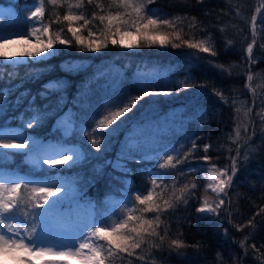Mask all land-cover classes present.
<instances>
[{"label":"trees","instance_id":"16d2710c","mask_svg":"<svg viewBox=\"0 0 264 264\" xmlns=\"http://www.w3.org/2000/svg\"><path fill=\"white\" fill-rule=\"evenodd\" d=\"M27 2L14 1L17 6ZM43 3V22L49 24V34L72 40V46H57L55 54L43 62L52 71L27 84L29 99L18 107L12 106V97L3 91L9 76H15V83L20 81L24 67L11 73L0 66V100L3 101L0 127L19 125L48 133L53 120L70 106L75 122L87 128L80 142L89 155V161L74 171L85 193L93 199L97 214L107 210L110 219L116 218L114 223L124 219L125 214L155 221L156 212H143L147 205L136 203L134 197L138 192L147 195L152 190L155 202L161 207H165L164 199L172 197L174 206L159 214L157 235H146L140 248L131 250V256L119 254L114 264H264V0H153L148 5V9L154 7L157 16L174 21V27L161 29L180 35V41L173 37L171 43L206 40L213 46L215 55L183 44L175 49L171 43L164 47L157 43L150 47L123 48L118 41L113 46L110 40L100 51H81L67 31V23L56 20L67 11V5L63 0L59 5L49 4L48 0ZM97 4L103 5L105 13L115 10L109 8L111 0H94L93 4L84 0L83 8L73 11L83 12L91 19L94 12H100ZM89 31L94 33L92 37L88 36ZM79 35L86 41L105 38L98 20ZM140 43L143 45V41ZM248 44L253 45L251 63L246 52ZM145 65L166 68L169 81L164 83L170 94L140 101L127 114L128 124L113 134L105 147L101 138L103 129L92 131L99 123L97 120L93 123L92 116L103 118L107 114L100 106L118 89L122 98L129 93L137 94L140 88L137 75L142 74ZM249 75L252 80L248 79ZM48 77L62 79V86L49 91L44 85ZM161 86L155 90L165 91ZM45 111L41 126L27 127L28 121ZM91 136L99 139L98 147L102 151L92 147ZM125 138L131 140L130 152L136 149L131 153L134 155H139V146L152 141L176 147L181 158L189 153L187 161L181 164H175L176 153H173L175 166L166 165V178L158 181L161 187L167 186L163 193L160 187L152 185L146 161H128L130 171L126 173L113 171L105 164L107 157L115 156L120 141ZM205 145H209L207 152ZM205 155L210 157L207 162L201 159ZM233 157L237 158V173L220 198L224 204L214 212H197L205 200L215 196L205 188L200 173L189 169L205 162L231 175ZM165 160L166 156L160 155L153 166L159 167ZM185 186L188 192L176 201L175 196ZM127 196L130 199L123 201ZM28 210L21 208L17 214L23 218ZM139 222V219L130 221L129 225L138 226ZM173 241L184 246L176 248Z\"/></svg>","mask_w":264,"mask_h":264},{"label":"snow or ice","instance_id":"6c2138e0","mask_svg":"<svg viewBox=\"0 0 264 264\" xmlns=\"http://www.w3.org/2000/svg\"><path fill=\"white\" fill-rule=\"evenodd\" d=\"M67 5V11L61 16H57L56 20L62 19L67 23V31L72 34V39L81 51H100L108 46V41L115 46L117 44L116 36L122 37L119 44L123 48H133L141 46H152L159 43L161 47L171 43L174 37L176 41H180L181 37L178 33H165L161 31L162 27H174V21L157 16L148 9V5L153 0H111L109 8L114 7V11L105 13L103 5L97 4L100 12H94L91 19L87 18L83 12H74L73 9H81L84 6V0H63ZM49 4L59 5L60 0H48ZM88 4H93L94 0H87ZM13 13H9L11 16ZM44 3L40 2V6L35 7L27 16L28 21H32L31 32H7L0 28V57H5L9 62L15 60L16 57L29 58L31 60L43 61L54 55L57 46H72V40L62 38L59 34L51 35L49 24L43 23ZM179 19V18H176ZM255 22L256 17L253 16ZM98 20L103 25L104 40H85L79 35L81 30L86 26ZM56 21H53L55 23ZM82 22V23H81ZM37 23L41 27H36ZM255 31V29H253ZM47 35L46 40L41 38L40 34ZM94 33L88 32V36L92 37ZM135 36L136 41L125 43L123 37ZM16 37V38H13ZM35 37V43H31ZM143 41V45L140 43ZM28 45L27 49L15 53L12 57H8L6 49L13 45ZM186 45L189 49L198 50L201 53L215 55V50L211 43L206 40L198 42L181 41V43H171L172 48H179ZM248 53V62H254L253 45L248 44L246 49ZM249 80L252 76L249 75ZM55 89H59V82H53ZM196 85H185V87ZM203 87V85H200ZM167 91H157L151 89V86L142 84L137 94H127L122 98V91L118 89L110 96L106 97V103L100 107L107 110V114L103 118L96 115L92 116L93 123L99 120L93 132L99 128L103 129L102 139L107 143L110 142L113 134L118 133L122 126L128 124L127 114L146 97L155 95H169ZM218 94V93H217ZM3 110V101L0 100V111ZM247 115V114H245ZM46 116L39 113L32 120L27 122L28 128L34 125L41 126V120ZM264 119V117H262ZM65 130L67 128L65 127ZM131 131V126H129ZM75 134L73 130L72 135ZM239 134V133H237ZM67 143V141H65ZM92 147L97 152L102 151L98 147V140L91 139ZM193 149L196 148L193 142ZM209 145L204 146L207 152ZM156 150L153 149V152ZM173 152L176 150L173 149ZM191 151V150H190ZM4 155L29 157L34 167L43 169L47 174L43 180L29 179L27 176H17L15 179L8 178L3 172H0V252L15 250L19 253L17 264H34V261H42L43 258L49 257L47 264H57L60 261L75 259L77 264H114V261L121 253L132 255L133 249L141 247L145 236H155L156 227H159L160 213L173 207L172 197L163 200L165 207H161L154 199L153 191L149 190L147 195H141L139 192L135 195V201L138 205H147L142 209L143 212H156L155 221L146 220L142 217L138 218L134 214H125V218L109 225L105 221H99L93 218L91 223L81 222L82 214L88 213L91 209L90 202L82 201V196L72 186L71 182L60 180L58 177L64 175L66 171H70L77 166V162L81 159V154L72 150L65 149L63 144H47L43 142L37 143L30 136L24 134H15L10 131L0 130V158ZM148 153L143 155L129 154L125 156L123 153L118 156V161L133 160L143 163ZM157 159L160 155L166 156L164 163L158 166L164 169L166 165H172L174 155L169 152L156 153ZM189 153H185L181 158L176 153L175 164H181L187 161ZM207 162L210 157L205 155L201 158ZM67 166L55 168H45V166ZM3 166L0 165V168ZM121 171H130L121 168ZM190 168L189 171H196ZM237 173V158H232L231 175L227 171L220 172L225 179L219 182L218 189L213 188V192H223L225 187L230 185ZM161 174H157L156 178L151 180L153 186L160 187L161 193L166 190V185L161 187L158 183ZM196 185L193 184L194 188ZM180 195L175 196V200L179 201L188 192L187 186L179 190ZM224 204L221 199L215 205V208L205 200L204 204L197 208V212H214ZM67 206V209H66ZM21 208H28L29 211L21 219L17 213ZM66 209V210H65ZM264 211V210H262ZM139 219L138 226H130V221ZM98 241H104L100 244ZM176 248L184 245L173 241ZM106 245V246H105Z\"/></svg>","mask_w":264,"mask_h":264},{"label":"rangeland","instance_id":"374dc122","mask_svg":"<svg viewBox=\"0 0 264 264\" xmlns=\"http://www.w3.org/2000/svg\"><path fill=\"white\" fill-rule=\"evenodd\" d=\"M14 1L15 0H4L0 2V28L5 30V34H7V32H15V31L31 32L32 31L31 25L33 22L28 21L27 16L30 14V11L35 9V7L40 6L41 0H29L28 3H25L24 5L19 7V9L15 6ZM149 10L156 14V10L154 9V7H149ZM10 12L13 13L11 16L9 15ZM35 26L41 27V24L37 23ZM40 35L41 38L44 40L48 38L47 35H44L42 33ZM121 38L122 37L120 36L115 37V39L118 42L121 40ZM123 39L125 43H130L136 41L137 37L126 36L123 37ZM31 43H35V37H33ZM27 48L28 45L13 44L6 49V52L8 57H12L15 53L21 52L22 50ZM52 56L48 57L43 61L31 60L26 57L25 58L16 57L15 60L12 62H9L5 57H0V66H4L6 71L10 70V72L12 73L14 69L17 70L18 67L21 66L24 67V71L21 74V79L19 82L17 83L14 82L15 76L13 74H12L13 76H9L10 78L8 77V80L5 82L6 87L4 88L3 93H5V95L8 96L9 98L12 97L11 103L13 107H18L20 104L24 103L26 100L29 99V93L27 89H25L27 84H31L32 82L36 81L39 77H42L43 75H46V73H50L52 71V67L49 68L48 66H45V63H43L45 61H48ZM165 69L166 68L163 66V69L161 70L160 65H151V66L145 65L142 74L137 75L139 81V85L137 84L138 87H141V85L144 84L151 86V89H155L162 85L161 87L164 88L165 91L168 90L167 84L164 83L165 81H169ZM53 82H59L60 87L63 84V80L60 78H49L44 82L45 87L49 91H51V89L56 90ZM109 90L112 91L113 86H111V88L109 87ZM13 93H15L14 96H11ZM45 93H46L45 89L42 90L43 97L46 96ZM75 105H78V102H75ZM97 122H99L98 119ZM65 127L67 128V130H65ZM86 129L87 128L80 127L75 122L74 110H72L70 106L67 109L65 108L61 112V114L58 115L53 120L51 125V130L48 133L45 132L38 133L35 131H30L27 128H25V126L5 125L0 127V130L10 131L15 134L22 133L24 135L30 136L37 143L43 142L45 145L49 143L51 144L60 143L64 145L65 149L80 153L81 159L77 162V166L71 169L70 171H66L63 176L58 178L60 180L71 182L72 186L82 196L81 203L90 202L91 204V209L88 211V213L82 214L80 221H78V223L81 222L91 223L93 218H95L96 220L105 221L109 225H112L116 220V218L114 217L113 219H110V214L108 215L107 210L101 212L100 215L97 214V208L94 204L93 199L89 198V196L85 193V189L83 188L84 185L80 184L78 175L74 171L78 167V165H81L89 161V155L85 150V147L80 142L81 141L80 137L84 134V132L86 133ZM73 130L75 131L74 135H72ZM65 141H67V143H65ZM129 141L131 140H129L128 138L121 140L120 149H118L117 153L114 154L115 156L110 158L107 157V159L105 160V164L109 165L113 169V171H117L119 173L128 172V171H121L120 169L126 168L129 170L127 164L128 161L130 160L118 161L117 158L122 153L125 156H127L131 153L136 152L135 148L131 149V152L130 149H128ZM157 143L159 142L152 141V143H149L148 145L139 146L140 149L139 155L148 153L147 158L145 159L146 163H148L147 166V168L149 169L148 173L150 174V177L152 179L156 178L157 174H161L160 179L158 181H162L163 179L166 178V174H165L166 169L165 168L160 169L159 167L153 166L154 162H156L155 160L157 159L156 153H161L165 151V152H169L170 154H173L176 153L178 149H176V147L174 146H166L165 144L159 145L160 143L159 144ZM153 149H155L156 151L153 152ZM173 149H175L176 151L173 152L172 151ZM0 165L3 166L2 168H0V172H3L10 179H15L17 176H27V178L29 179L43 180L47 175L43 171V169L34 167L32 160L29 157H22L18 155L17 156L4 155L2 158H0ZM50 167L51 170L54 171L55 168L67 167V166L66 165L45 166V168H50ZM99 168L100 165H97V169ZM192 168L197 169L196 173L197 174L200 173L201 178L205 182V188L216 197L207 200L212 205V207L215 208V205L219 203V201L221 200L220 198L223 195L224 191L217 194V192H213L212 189L213 188L218 189L219 182L225 179L223 176L220 175V172L225 170L218 168L213 164L205 163V162L198 163L196 166ZM129 199L130 197L127 196L123 201L127 202ZM110 202L114 203L116 201L110 200ZM204 213H210V212H204ZM18 216L22 219V216L20 215ZM98 242L100 244H104V241H98ZM18 257H19V253H17L15 250L0 252V264H17ZM49 259H50L49 257L43 258L44 264H47V261ZM34 264H42V261L39 260L34 261ZM57 264H77V261L75 259H71L67 261L57 262Z\"/></svg>","mask_w":264,"mask_h":264}]
</instances>
